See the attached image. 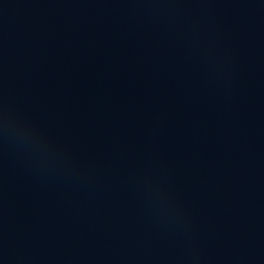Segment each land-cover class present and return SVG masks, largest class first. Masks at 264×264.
I'll use <instances>...</instances> for the list:
<instances>
[{
	"label": "water",
	"instance_id": "water-1",
	"mask_svg": "<svg viewBox=\"0 0 264 264\" xmlns=\"http://www.w3.org/2000/svg\"><path fill=\"white\" fill-rule=\"evenodd\" d=\"M0 264H264V0H0Z\"/></svg>",
	"mask_w": 264,
	"mask_h": 264
}]
</instances>
